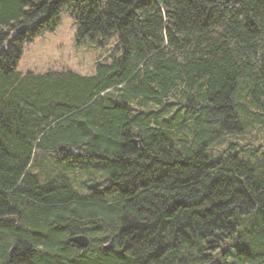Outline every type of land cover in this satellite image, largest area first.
I'll return each mask as SVG.
<instances>
[{
    "label": "trees",
    "instance_id": "trees-1",
    "mask_svg": "<svg viewBox=\"0 0 264 264\" xmlns=\"http://www.w3.org/2000/svg\"><path fill=\"white\" fill-rule=\"evenodd\" d=\"M64 8L121 55L22 72ZM253 130L264 0H0V264H264Z\"/></svg>",
    "mask_w": 264,
    "mask_h": 264
},
{
    "label": "rangeland",
    "instance_id": "rangeland-1",
    "mask_svg": "<svg viewBox=\"0 0 264 264\" xmlns=\"http://www.w3.org/2000/svg\"><path fill=\"white\" fill-rule=\"evenodd\" d=\"M61 18V23L55 29L26 43L19 63L22 72L45 73L71 70L92 74L95 72L98 60L110 62L121 55L123 48L118 33L107 40L91 34L79 38V25L66 8L62 11ZM252 132L257 133V136L253 137L261 138L264 143L262 133L258 134L259 131L254 130ZM248 136L252 135L248 134Z\"/></svg>",
    "mask_w": 264,
    "mask_h": 264
},
{
    "label": "water",
    "instance_id": "water-1",
    "mask_svg": "<svg viewBox=\"0 0 264 264\" xmlns=\"http://www.w3.org/2000/svg\"><path fill=\"white\" fill-rule=\"evenodd\" d=\"M8 221H15V218H9ZM73 240L78 242L79 244L83 246H87L89 243V238L85 234H77L73 237ZM114 245V239L111 240L109 244L106 245V247H112Z\"/></svg>",
    "mask_w": 264,
    "mask_h": 264
}]
</instances>
